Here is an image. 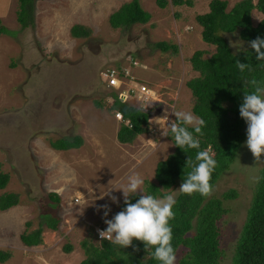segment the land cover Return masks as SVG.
<instances>
[{"label":"rangeland","instance_id":"374dc122","mask_svg":"<svg viewBox=\"0 0 264 264\" xmlns=\"http://www.w3.org/2000/svg\"><path fill=\"white\" fill-rule=\"evenodd\" d=\"M167 1L160 8L156 0H140L142 9L151 14L146 23L111 28L105 18L95 22L83 17L73 0H34L33 26L21 29L16 20L17 1L0 0L1 25L14 33L5 39L0 35V170L9 175L0 194L18 192L20 196L18 204L0 211V250L11 254L1 264H79L84 257L80 242L94 240V227L107 228L99 206L110 207L106 219L122 210V190H112L119 204L103 195L126 183L133 172L144 182H154L155 163L172 151L171 141L154 118L164 116L167 109L171 124L172 109L191 112L192 98L185 82L197 72L188 58L196 50L203 51L204 58L214 51V46L201 41L200 26L194 21L196 14L208 10L209 0H188L189 5L176 6ZM225 1L228 10L238 0ZM256 16L261 17L253 10V24L259 20ZM74 23L97 26L87 37L75 39L68 32ZM221 35L232 52L238 49L230 41L242 43L243 49L248 46L235 32ZM157 41L176 48L160 51L153 46ZM133 61L140 67L133 66ZM122 66L129 67L124 88L139 82L149 89L145 98L133 93L125 99L118 97L149 115L147 132L124 144L116 140L120 122L109 107L111 93H123V89L107 87L100 74ZM93 100L102 107L96 108ZM161 126L167 127L163 120ZM243 130L245 139L235 159L213 185L211 196L234 193L222 200L225 212L216 222L220 251L216 264H232L254 178L264 166L256 163L245 144V120ZM76 134L83 140L77 149L53 150L48 144V140ZM179 188L176 184L168 193L176 196ZM50 192L59 196L57 203L48 197ZM43 215L58 217V229L42 224L41 243L23 246L19 235L35 229ZM66 245L71 246L69 252L64 251ZM184 252L178 247L176 264Z\"/></svg>","mask_w":264,"mask_h":264},{"label":"trees","instance_id":"16d2710c","mask_svg":"<svg viewBox=\"0 0 264 264\" xmlns=\"http://www.w3.org/2000/svg\"><path fill=\"white\" fill-rule=\"evenodd\" d=\"M18 11L16 20L21 29L33 26V2L34 0H16ZM167 0H156L160 8L167 4ZM174 6L186 4L188 0H170ZM225 0H209L208 10L194 16V21L200 26V39L208 45L214 46V51L208 57H202L203 51L196 50L188 58L190 67L197 72V76L185 82L192 98L191 113L202 118L205 125L202 128L203 135H194L200 141L198 149L186 148L185 151L176 146L174 139L168 135L172 144V151L162 160L155 163L153 170L154 182L145 181L144 191L155 197H163L174 185L181 186L183 179L187 178L192 170L186 165L188 158L195 162L197 152L211 149L217 161V167L212 174L211 184L218 180L220 174L225 171L235 159V154L245 139L243 130L244 119L241 118L239 107L243 103L244 92L253 91L247 82L252 79L264 80V61L256 60L255 50L250 47V41L257 37L264 39V0H238L226 10ZM256 10L261 14L256 24L251 22V11ZM151 14L142 9L138 0L124 2L119 8L108 16V24L111 28L128 27L132 24L146 23ZM237 33L238 38L247 43L244 49L247 51L232 52L222 33ZM0 34L13 36V31L6 29L0 23ZM69 34L73 38H84L90 34L89 28L79 24H73L69 28ZM153 46L166 51L176 46L168 45L165 41H157ZM264 51V48L261 49ZM235 53V54H234ZM247 63L251 70L241 72L237 67V61ZM109 107L115 113L118 111L125 124L120 121L116 130V140L121 143H131L134 138L147 132L149 117L147 111L126 104L118 99L115 93H111ZM92 104L100 109L99 101L93 100ZM176 117L174 118V120ZM179 123L178 121H174ZM83 143L80 135L48 140L52 149L68 150L77 149ZM8 174L0 170V189H3ZM258 180L255 181L251 199L246 210L245 219L241 227L239 237L234 247L232 264H264V166L258 170ZM234 195L233 191L222 193L220 197H204L199 193L187 195L178 191L175 196L176 203L173 206L175 218L169 223L172 227V245L177 251L178 247L185 249L178 264H216L220 256L218 248V229L216 222L225 212L222 200ZM48 197L54 202L59 201V196L48 193ZM18 192H2L0 194V211H4L20 201ZM138 196L132 197L135 203ZM121 209L125 207L124 201ZM42 223L33 230L22 231L19 235L20 242L26 247H33L41 243L42 224L50 230L58 229L59 218L43 215ZM29 223L25 222L26 228ZM98 242L82 240L80 246L84 257L79 264H160L154 256V248L145 249L143 242L136 239L133 245L121 248L108 240L98 239ZM70 245L64 246V251L69 252ZM138 249V250H137ZM11 254L0 250V264L6 261Z\"/></svg>","mask_w":264,"mask_h":264},{"label":"clouds","instance_id":"9594fccd","mask_svg":"<svg viewBox=\"0 0 264 264\" xmlns=\"http://www.w3.org/2000/svg\"><path fill=\"white\" fill-rule=\"evenodd\" d=\"M261 20L260 17L256 16ZM250 47L255 50L256 60L264 61V39L257 37L251 40ZM231 46L239 50L243 49L242 43L230 41ZM235 54V53H234ZM237 67L241 72L251 70L247 63L237 61ZM253 91L244 92L243 103L239 107L241 118L247 123V139L245 144L251 151L256 163H264L261 155L264 154V80L252 79L247 82ZM179 123H167L168 111L165 115L156 117L157 123L163 129V135H170L174 144L185 151L186 148L198 149L200 141L197 135H203L202 128L205 121L194 116L190 111H177L172 109ZM161 120L167 127L161 126ZM151 124L152 121L150 120ZM189 127L194 130L189 131ZM186 165L191 167L187 178L179 188V192L192 195L199 193L204 197L212 195L214 188L211 184L212 174L217 167V161L211 149L197 152L195 162L188 158ZM258 180V178H254ZM144 180L140 174L133 172L127 177L126 183L111 187L103 196L107 195L113 203L119 204V198L112 195V190H122L125 207L117 212L112 219H106L110 212L108 205L99 206L104 209V222L107 225L105 230H99L101 240H108L121 248L132 246L133 240L143 242L146 250L154 248L153 256L160 264H176V250L172 245L173 232L169 223L175 218L173 206L176 203L174 193H166L163 197H155L146 194L143 188ZM139 190V191H138ZM142 193V194H140ZM101 196V198H103ZM138 196L136 202H131L132 197ZM138 250V249H137Z\"/></svg>","mask_w":264,"mask_h":264},{"label":"built area","instance_id":"2783aa9c","mask_svg":"<svg viewBox=\"0 0 264 264\" xmlns=\"http://www.w3.org/2000/svg\"><path fill=\"white\" fill-rule=\"evenodd\" d=\"M137 64V62H132V65ZM101 76H102V80L105 82V85L107 87H111L114 88L115 90L118 88L123 89V93H121L120 91L115 92L117 97H123L124 99L127 98L128 96H131L130 94H141L143 95L142 97L145 98L144 96L147 95V93L149 92L148 87L145 84H140L139 82H133V86H129L124 88V84H125V78L126 76L129 75V68H124V70L121 72L122 75H120L119 71L116 68H107L105 70L100 71ZM131 77V76H130ZM129 77V78H130ZM125 94V95H124ZM120 101H122V99H119ZM114 118L117 121H123L121 114L116 111L114 114ZM125 124L127 123V121H123ZM77 198H74L73 202H77ZM99 230H105L103 227L101 226H96L94 227V234L96 236V238L101 239L100 235H99Z\"/></svg>","mask_w":264,"mask_h":264},{"label":"crops","instance_id":"0c3cea01","mask_svg":"<svg viewBox=\"0 0 264 264\" xmlns=\"http://www.w3.org/2000/svg\"><path fill=\"white\" fill-rule=\"evenodd\" d=\"M8 1V0H7ZM129 0H73V4L75 6H78L77 9L83 13V17H85L86 19L90 20V21H102L103 18H105L107 24H108V16L115 10H117L119 8L120 5H122L124 2H128ZM140 2V0H138ZM140 4H142L140 2ZM104 11H106V16L104 17ZM253 11V10H252ZM251 11V12H252ZM256 11V10H255ZM259 13V12H258ZM260 14V13H259ZM261 15V14H260ZM1 18V17H0ZM261 18V17H260ZM252 22V21H251ZM1 23V21H0ZM102 23V22H101ZM257 23V22H256ZM255 23V24H256ZM74 24H79L82 25L80 23H74ZM103 24H105L103 22ZM253 24V23H252ZM73 25V24H72ZM254 25V24H253ZM86 28H89L90 30V34L91 32L94 30V28L97 26H88V25H82ZM109 26V24H108ZM110 27V26H109ZM70 28V27H69ZM69 32V29H68ZM1 36H4L6 38H9L7 36H5V34H0ZM70 35V34H69ZM73 38V37H72ZM76 39V38H75ZM134 62V61H133ZM136 62V61H135ZM133 66H137V64L133 65ZM137 67H140L137 66ZM124 68H129L122 66L121 68H119L118 71H123ZM79 135V134H78ZM56 150V149H53ZM65 151V150H64ZM74 200V198H73ZM20 240V239H19ZM21 243V242H20ZM22 244V243H21ZM24 246V245H23ZM26 247V246H25ZM11 257V256H10ZM9 257V258H10ZM8 258V259H9ZM7 259V260H8ZM5 262V261H4Z\"/></svg>","mask_w":264,"mask_h":264}]
</instances>
